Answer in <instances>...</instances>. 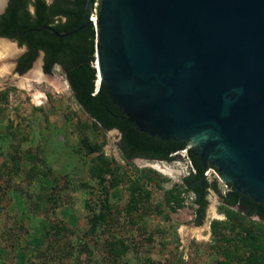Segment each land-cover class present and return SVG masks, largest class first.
<instances>
[{
    "label": "rangeland",
    "instance_id": "rangeland-1",
    "mask_svg": "<svg viewBox=\"0 0 264 264\" xmlns=\"http://www.w3.org/2000/svg\"><path fill=\"white\" fill-rule=\"evenodd\" d=\"M23 52L0 41V264H264V220L229 218L237 210L209 190L196 226L184 151L172 162L126 161L119 134L82 111L59 67L46 75L38 57L16 73ZM104 159L102 179L93 173Z\"/></svg>",
    "mask_w": 264,
    "mask_h": 264
},
{
    "label": "water",
    "instance_id": "water-1",
    "mask_svg": "<svg viewBox=\"0 0 264 264\" xmlns=\"http://www.w3.org/2000/svg\"><path fill=\"white\" fill-rule=\"evenodd\" d=\"M94 3L83 0L67 32L35 31L65 38L92 22L97 85L122 118L191 141L204 172L212 163L223 183L264 204V0H98L96 12Z\"/></svg>",
    "mask_w": 264,
    "mask_h": 264
},
{
    "label": "trees",
    "instance_id": "trees-1",
    "mask_svg": "<svg viewBox=\"0 0 264 264\" xmlns=\"http://www.w3.org/2000/svg\"><path fill=\"white\" fill-rule=\"evenodd\" d=\"M82 6L83 0H54L51 4H47L45 0H9L5 13L0 15V37L10 39L19 47L25 48L24 53L17 59L16 73L24 75L28 72L39 52H42L44 74H52L56 67L61 69L82 111L103 131L117 130L120 133L118 148L128 162L134 159L172 162L185 150L194 172L190 170L188 175L182 178V184L186 191L193 195L196 226L202 225L205 218L209 190L214 191L223 207L237 210L228 212L229 218L234 219L236 215H241L246 220L252 217L264 220V204L255 202L228 184L225 192H222L216 182L210 183L204 179V168L195 148H188L185 142L151 136L122 118L123 112L113 103L106 84L101 82L97 85V30L92 22L76 34L65 38H58L47 30L35 31L43 26L51 27L58 33L73 29L82 21ZM31 7L33 11L30 10ZM84 146L91 151L87 143H84ZM108 165L106 159L102 160L93 174L102 178L108 173ZM111 186L114 187L115 182ZM170 199L176 203L179 201L178 196L171 195ZM130 200L132 209H139L143 205L141 197L135 194ZM96 221L97 218L91 225L93 231L96 230ZM248 235L252 241L257 239L253 238L251 232ZM263 236L260 234L258 237ZM111 246L113 256L117 255L113 247L115 245Z\"/></svg>",
    "mask_w": 264,
    "mask_h": 264
},
{
    "label": "flooded vegetation",
    "instance_id": "flooded-vegetation-1",
    "mask_svg": "<svg viewBox=\"0 0 264 264\" xmlns=\"http://www.w3.org/2000/svg\"><path fill=\"white\" fill-rule=\"evenodd\" d=\"M53 1H54V0H50V1L45 0V2H46L47 4H51ZM8 3H9V0H7V2H6V7H5L4 11H3L2 13H0V15H2V14L5 13V11H6L7 7H8ZM95 6H96V7H95ZM94 8H95V12H96L97 9H98V0H95ZM30 10L33 11V8L31 7ZM42 59H43V58H42ZM42 65H43V61H42ZM41 69H42V67H41ZM42 72H43V71H42ZM43 73H44V72H43ZM112 131H117V130H112ZM117 133H118L119 136H120V133H119L118 131H117ZM185 143H187L188 148H195V147L192 145L191 141H186ZM195 149H196V148H195ZM196 154H197V156H198L197 150H196ZM186 155H187V153H186ZM198 157H199V156H198ZM212 166L215 167L212 163H209V164H208V169H214ZM208 169H207V170H208ZM214 170H215V169H214ZM216 171H217V169H216Z\"/></svg>",
    "mask_w": 264,
    "mask_h": 264
},
{
    "label": "built area",
    "instance_id": "built-area-1",
    "mask_svg": "<svg viewBox=\"0 0 264 264\" xmlns=\"http://www.w3.org/2000/svg\"><path fill=\"white\" fill-rule=\"evenodd\" d=\"M184 153L186 154V151H185V150H184ZM190 167H191V170L194 172V170L192 169L191 164H190ZM204 177H205V178L213 177V178H215L216 180H218V181H220L221 183H223L222 180L220 179V177H219L217 171L214 170V169H208L207 171H205V172H204ZM223 184H224L225 188L227 189V185H226L225 183H223Z\"/></svg>",
    "mask_w": 264,
    "mask_h": 264
},
{
    "label": "bare ground",
    "instance_id": "bare-ground-1",
    "mask_svg": "<svg viewBox=\"0 0 264 264\" xmlns=\"http://www.w3.org/2000/svg\"><path fill=\"white\" fill-rule=\"evenodd\" d=\"M4 47H5V46H4ZM5 49H6V51H8V48H5ZM96 68H97V64H96ZM37 73H38V72H37ZM37 73H36V74H37ZM37 75H40V73H38ZM34 78H35V77H34ZM26 86H27V85H26ZM27 87H28V86H27ZM35 97H36V98H39V96H38L37 94L35 95Z\"/></svg>",
    "mask_w": 264,
    "mask_h": 264
}]
</instances>
